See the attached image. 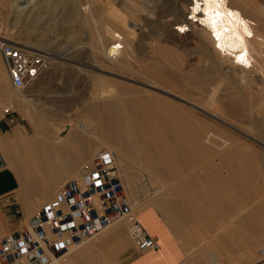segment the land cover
I'll return each instance as SVG.
<instances>
[{
    "label": "rangeland",
    "instance_id": "1",
    "mask_svg": "<svg viewBox=\"0 0 264 264\" xmlns=\"http://www.w3.org/2000/svg\"><path fill=\"white\" fill-rule=\"evenodd\" d=\"M231 1L248 17L258 16L263 21L258 33L264 35V0ZM10 2L14 6L15 2L17 5L23 4L22 0ZM171 2L177 4L172 8ZM28 3L29 6L24 10L17 11L11 7L4 13L0 8V37L41 52L46 59V68L30 87L16 90L10 86L0 60L3 73L0 119L13 115L26 136L33 135L41 142L48 139L55 143L56 140L58 146H62L58 141L59 130L81 122L85 106H101L113 101L119 110L118 116L124 117V102L141 97L149 100L150 107L157 106L183 116L191 115L196 125L205 129H220L232 141L224 149L237 152L231 158L232 163L240 172L239 180L247 186L241 189L249 192L247 195L251 201L238 206L234 199L224 195L228 208L232 205L233 209L223 210L205 204L202 196L191 187L197 183L213 184L215 178L216 181L227 178L224 171H217L215 177L195 173L205 166L217 168L220 161L218 156L197 157L195 168L184 172L152 175L146 171L142 173L136 156L119 154L116 146L104 140L106 145L103 148L107 149L108 144L109 148L112 146L108 150L122 157L118 160L122 165L125 192L131 198L134 214L144 208L157 207L154 203L158 202L177 203L179 207L188 208L190 202L198 200L209 208V219L224 218L222 231L225 236L252 227L258 243V238L264 234V207L259 203L264 200V118L257 121L247 106L264 95V51L263 60L257 64L255 75H250L251 82L246 87L238 78L230 79L233 74L230 65L217 57L208 43L194 34L193 29H189L185 35L172 34L173 24L180 18V11L188 12L189 3L184 4L179 0H29ZM87 4L90 9L84 12L82 8ZM251 5L258 12L253 14ZM115 31L120 32L122 38L114 39L112 33ZM113 41L120 43L125 53L137 56L136 62L128 65L121 59L118 64L107 60L102 47L106 49L108 45L114 44ZM108 91L115 93V97H105L103 100L99 95ZM254 119L256 126L253 131L251 126ZM91 120L94 121V117ZM95 126V141L91 143L89 152L78 160L72 173L64 179L60 178L49 197L46 200L37 199L31 210L25 212L16 201L19 206L13 204L16 211L21 210L26 216L22 222L18 220L16 224L7 226L0 236L9 228L24 224L42 203L53 196L59 184L68 179L79 164L102 148L97 142L103 141V129ZM191 126L189 130L200 140L196 146L198 154H203L209 146L214 145V140L208 138L207 141L208 130L192 129ZM56 154L54 160L60 164V156ZM138 154L141 156V153ZM38 157L32 156L33 166L38 163ZM42 160L40 156L39 162ZM43 175L40 170L32 169L33 180L41 179ZM45 182L43 180L25 186L30 200L37 197L39 190L36 189ZM22 188L20 185L19 189ZM10 191L16 200L17 190ZM214 197L217 198L216 195ZM250 212L255 216L246 225L244 217ZM260 239L262 244L257 245L256 256L252 261L264 258V236Z\"/></svg>",
    "mask_w": 264,
    "mask_h": 264
},
{
    "label": "bare ground",
    "instance_id": "2",
    "mask_svg": "<svg viewBox=\"0 0 264 264\" xmlns=\"http://www.w3.org/2000/svg\"><path fill=\"white\" fill-rule=\"evenodd\" d=\"M10 1L11 0L0 1V8H2L4 13H6L8 8L11 7L18 11L24 10L29 6V0H22L23 4L20 5H17V2H15V6L14 3L11 4ZM179 2L184 4L189 3L190 9H188V12L183 10L180 11V18L173 24L174 29L171 30L172 34L185 35L189 29H193L194 34L204 39L217 57L230 65L233 70V74L230 76V79L238 78L245 84L246 87H249L251 82L250 75L254 74L258 68L257 64L263 60L262 54L264 51V35L258 33L259 28L263 26V21L259 19L258 16L254 17L253 15V17H248L244 12L239 10L231 0H179ZM176 4L177 2H171L170 7L173 8ZM89 7V4H87V6L82 8V10L85 12L88 8L89 11ZM251 10L253 11V14L254 12H258V9L254 6L251 7ZM112 36H114V39L122 38V34L118 31L113 32ZM122 48L121 44L115 41L113 45H108L106 49L102 47L104 51H102L103 56L107 60L116 64H118V60L120 59L128 65L136 62L137 56H134L131 53H125L122 51ZM236 71L239 73L236 74ZM2 83L3 73L0 68V90ZM243 86L241 87L244 88ZM114 94L108 91L107 93H101L99 96L104 100L105 97L114 98L116 95ZM83 99L86 98L84 97ZM164 102L165 101H160V103ZM263 105L264 95H261L254 103H249L247 106L249 113L257 121L264 118V107L262 108ZM123 109L125 110H123L124 117H119V110L116 103L113 101H109L101 106H85L84 109H82L83 117L81 122L75 123L73 126L70 124L66 125L59 130L58 141L62 143L61 147L69 146L68 148L71 149L73 146H77L78 158L81 159L89 152L91 143L95 141L94 137L96 136V133L94 132V127H96L95 125H98L103 129V141L97 143L103 147V145H106L104 142L105 140L116 146L119 154L123 153V155L126 154L136 156L138 162L140 163L139 167L142 173L143 171H146L147 174L150 173L152 175H157L163 173L172 174L184 172L185 170L195 168L194 163L197 157H211L215 155L220 158L217 168L205 166L199 169L197 168L198 171L195 173L202 176L210 174L215 177L217 171H224L227 178L225 177L226 179L222 178L221 180L218 179L217 181L215 178L213 184L209 182L206 184L197 183L191 187H193L197 194L202 196L205 204L216 206L217 208H221L223 210H229V208L233 209L232 205L228 208V203H226V199L223 198L224 195L234 199L238 206L251 201L247 195L249 192H244V189H241V187L247 188V186L244 182L242 183L239 180L241 177L239 175L240 172L232 163L231 158L236 156L237 152H234V150L229 151V149H224L225 146L231 145L232 141L220 129H205L204 127L198 126L195 124V120L191 119L193 118L191 115H189L191 117L183 116V114L181 115L175 114L171 111H164L157 106L150 107L149 100L147 98L137 97L127 100L123 104ZM8 110L9 109L5 111ZM93 117L94 121L91 120ZM255 119L252 121L251 126L253 127V131L254 126H256ZM189 126H191L192 129L206 130V132L208 130L209 134L206 136L207 141L208 138H212L214 140V145L212 147L209 146L203 154L199 155L197 150L198 148L196 146H198L197 142H200V140H197L199 138L196 137L192 130H189ZM136 144L140 146L139 149L136 148ZM39 146L41 147V145ZM107 146V149L112 147L110 146L109 148V146ZM138 153H141V156ZM59 155L61 154L59 153ZM68 156L70 157V154H67L66 157ZM114 156L118 174L126 189L122 176V165L119 161L121 156L117 157L115 154ZM41 157H43V155ZM59 158L60 159L58 160L61 164L62 159L61 157ZM75 166L76 165H74L71 170L68 168V173L64 174L67 176V174L72 173ZM4 167L5 164L0 156V169ZM10 174L12 175V173ZM12 178L15 186L11 190H15L17 188V183L13 175ZM60 178L61 173H56L54 177L36 189L39 190L38 192L36 191L38 193L37 197H33L32 200H30L31 196L26 194L23 187L21 194L19 191V196H26L23 197L25 200V203L23 202V205L25 204V208H33L37 199L39 201L44 199L46 200L49 197L48 194H50L52 189L60 182ZM194 178H196V176H194ZM215 195L217 198L214 197ZM214 198L216 199L213 200ZM259 203L261 204L260 206L264 207V200ZM246 215L247 216L244 217V220L247 222L246 225H249L248 223H250L252 216L255 215L251 212Z\"/></svg>",
    "mask_w": 264,
    "mask_h": 264
},
{
    "label": "crops",
    "instance_id": "3",
    "mask_svg": "<svg viewBox=\"0 0 264 264\" xmlns=\"http://www.w3.org/2000/svg\"><path fill=\"white\" fill-rule=\"evenodd\" d=\"M40 142L33 135L26 136L24 129L20 130L15 116L0 119V156L5 164L4 169L12 173L17 183L14 192L17 190L18 194L16 200L10 193L12 191L0 194V234L7 226L16 224L18 220L22 222L26 216L20 208V211H16L13 206L19 203L23 208L25 205L23 197L26 196H19V191L22 193V189H19L21 184L26 188L39 181H49L58 172L64 179L68 168L71 170L78 163V148L59 147L56 140L55 143L48 139L42 140V144ZM68 152L70 157H66ZM55 153L61 154V164L54 160ZM33 155L39 156L34 166L31 164ZM42 155L43 160L39 162ZM32 169L43 172L41 179H32ZM154 205L157 207L141 209L136 217L143 230L153 237L156 248L138 249L127 236L126 222L122 220L75 249L61 253L51 264H212L218 261L224 264H264V258L252 261L257 245L262 242L260 238L264 236L258 238L257 243L252 227L248 230L238 227V233L233 231L230 236H225L222 231L224 218L209 219V208L201 201L190 202L188 208L171 202ZM23 210L27 212L31 209L24 206ZM12 229L9 228L4 234Z\"/></svg>",
    "mask_w": 264,
    "mask_h": 264
},
{
    "label": "built area",
    "instance_id": "4",
    "mask_svg": "<svg viewBox=\"0 0 264 264\" xmlns=\"http://www.w3.org/2000/svg\"><path fill=\"white\" fill-rule=\"evenodd\" d=\"M0 60L10 86L16 90L30 87L46 66L41 52L1 37ZM132 208L114 153L99 148L24 224L0 236V264H51L61 253L122 220L127 236L138 249L156 248Z\"/></svg>",
    "mask_w": 264,
    "mask_h": 264
},
{
    "label": "water",
    "instance_id": "5",
    "mask_svg": "<svg viewBox=\"0 0 264 264\" xmlns=\"http://www.w3.org/2000/svg\"><path fill=\"white\" fill-rule=\"evenodd\" d=\"M14 186L10 172L4 168L0 169V194L10 191Z\"/></svg>",
    "mask_w": 264,
    "mask_h": 264
}]
</instances>
